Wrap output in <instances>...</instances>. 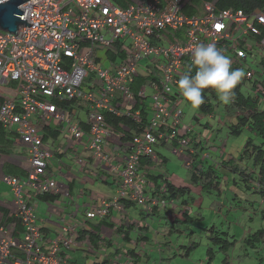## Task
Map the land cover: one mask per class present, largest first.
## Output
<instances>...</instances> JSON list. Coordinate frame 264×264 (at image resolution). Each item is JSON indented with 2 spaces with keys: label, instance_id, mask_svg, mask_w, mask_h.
I'll return each instance as SVG.
<instances>
[{
  "label": "built area",
  "instance_id": "built-area-1",
  "mask_svg": "<svg viewBox=\"0 0 264 264\" xmlns=\"http://www.w3.org/2000/svg\"><path fill=\"white\" fill-rule=\"evenodd\" d=\"M123 1L120 7L114 0H26L19 5V17L31 25H18L15 34L0 29V88L14 83L9 94L0 93V126L25 146L28 161L23 175L4 173L0 165V179L12 192L11 211L5 218L0 215V264H70L64 251L77 247L80 229L87 221L102 220L111 208L120 210L119 199L146 209L156 205L137 174L138 159L152 155L156 144L173 140L178 143L173 151L183 154L188 140L179 130L196 132L194 125L183 123L182 110L170 99L178 96L176 83L191 65L192 49L213 43L231 58L233 68L264 51V9L247 14L204 1L199 13L188 15L185 0ZM244 71L238 85L250 82L241 87L257 93L264 104L261 78L250 67ZM133 80L143 83L136 93L130 89ZM147 88V120L133 133L120 168L106 147L113 134L102 112L141 123L138 109L119 108L111 98L115 90L122 104L145 98ZM75 100L84 103L83 120L78 106L58 104ZM47 128L71 140L80 167L87 154L115 181L111 199L99 200L85 210L82 221H64L49 235L42 231L33 199L67 195V190L50 168L55 154H62L44 142ZM158 202L165 205L163 198ZM9 216L14 223L6 221Z\"/></svg>",
  "mask_w": 264,
  "mask_h": 264
},
{
  "label": "trees",
  "instance_id": "trees-1",
  "mask_svg": "<svg viewBox=\"0 0 264 264\" xmlns=\"http://www.w3.org/2000/svg\"><path fill=\"white\" fill-rule=\"evenodd\" d=\"M114 1L121 5L120 7H123L125 5L123 0ZM203 1L213 2L216 9L230 8L233 10H241L247 14H250L255 10L264 9V0H190L193 8H187L186 2L183 6L184 13L188 15L199 13L200 10L198 9V5H200ZM262 34L264 35V30L262 31ZM259 57L260 58L257 62H260V71H255L257 72L258 77L261 78L260 81L263 84L264 88V51ZM245 61H247V59ZM194 71L195 69H193V73ZM249 83L250 82H244L242 85H248ZM240 85H237V87L234 89V101L230 102L229 104H222L218 100V97L214 91H212L211 89H205L203 92L205 103L197 109L198 113H195V115L191 116L190 119L192 120V122L183 121L184 110L180 103L184 101V98L180 95V93H178L177 97L176 95H173L170 98L172 101H176L177 107L182 110L183 123L194 125L196 132H194V135H191L193 131L184 132L183 129L179 130V134L182 135V133H184L183 136L188 140V146L185 149L183 148V154H179L173 151V148L178 147V143L173 140L172 143L169 144H156L154 146L152 155L139 157L137 174L143 176L145 181V192L150 196L151 200L157 199L155 200L157 201V204L152 205L149 209H146L142 206L137 205L135 201H132L128 198H121L118 200L121 209L122 207L134 205L140 210L141 214L145 216L152 217L156 216L160 212H164L163 218H168L171 216L170 212H174L172 210L174 201L178 199L181 204H185L183 206V212L181 211L182 213L180 212V209L178 210L181 214L182 220L177 221L176 219H173L171 222L174 223L170 224L169 232L173 233L177 231V235H181L182 230L177 227V225L179 224L180 228H182L184 225L189 231L187 235L192 236L194 234V227H191L193 224L192 219L195 218L196 221L202 219L200 216H189L192 214V212L195 213L194 209L202 207V201L204 200V202H206L209 199V207H211L212 209H217L220 204V196L227 197V195H229L227 194L229 193L227 192L228 190L224 188V186H227V184H224L222 182L223 177L221 169H224L226 172L228 171L232 175L230 181H233L234 185H237L236 182H240V185H242L243 183L245 186H247V189H249V187L252 188V186H255L256 193L260 194L261 198L264 200V104L261 97L257 93L255 95H252L249 91L243 89ZM142 86L143 83L140 85L138 80H133L130 84V89L133 93H136V91ZM147 89V96L145 98H141L139 96L134 97L133 100H135V104L131 103L132 99L127 100L122 104V102H120L121 92L118 90H115L113 92V96L111 98V104H120L119 108H127L131 105H133V107L130 108L132 110H136L138 108V110L140 111L141 123L136 124L132 120H129V118L112 116L106 111L102 112L105 124L110 128L112 134L121 133L120 127L122 125L127 126V132L124 133L123 137L121 138L123 144L121 150L124 151V157L129 152L133 133L138 132L141 129V125L144 124L147 120L150 105L148 93L150 92V90L149 88ZM81 103L82 102L78 100H75L71 103L58 102V104L65 109H69L72 104L74 106L80 107L82 105ZM242 109L243 112L238 114V111ZM224 114H227L229 117L227 119H224ZM214 123H217L216 126H214ZM224 123H227L226 125L228 127L229 134L231 135H239L245 129L250 132V136L246 138L238 156H233L232 154L227 153L224 150L223 152H220L218 156H214L215 153H213L212 158L210 156L211 153H209L210 148H214L213 142L215 140L216 134L222 129ZM81 125L83 129H87L85 124L81 123ZM51 130L53 129L47 128L45 130L43 138L44 142H46L49 137L55 139L59 135H61L58 129L54 130V132H51ZM255 139H257V142L255 141ZM12 141L13 139L10 138V136L0 126V154H9L8 146L9 142ZM161 145L170 146V150L173 154L183 158L184 166L188 171L186 182L176 184L165 172H161L162 174L158 173L159 171L163 170V168L161 167L166 164V159L160 161L156 159V148ZM106 147L108 152L113 153L112 150L108 149L107 141ZM112 155L113 159L119 163V167L122 168L124 160L118 161L115 159L114 154ZM92 162L94 164L95 161L92 159ZM151 165L152 167L155 166L154 168L158 169L157 173L151 174L150 172H145V170H143L145 166ZM7 169H9L8 166H6L5 170L7 171ZM16 171L18 170L12 169L11 172L9 171L7 173L19 175L16 173ZM149 184L151 185L149 186ZM207 196H211L213 199ZM54 197L55 195L43 194L38 196V199L49 201L51 199H54ZM112 197L113 196L103 199L109 200ZM160 198L165 199V205L162 206L159 204L158 199ZM235 199L237 198L231 196L229 200H231L233 203L235 202V204L237 205L238 202L234 201ZM126 201L128 203L124 204V202ZM4 210V215H7V209ZM105 217L103 218V220L105 219ZM6 221L14 223L15 218L9 216ZM133 228V224H128L127 226L121 225L119 227H116L114 228V230L116 234L122 233L121 236L123 237V239H126V242H129V232ZM203 228H206L205 230L208 234L207 238L210 243V246H208L206 250V264H211L216 252H222L225 255L228 250L232 249L235 244L239 242V240L241 241L244 249V256H248V249H251L258 256L264 254V227L255 230L253 233L243 235L241 239L239 237H236V235L233 233H229L225 230L222 231V229H216L213 225H210L209 227L205 226ZM140 230L141 231H139V233L142 232V229ZM79 234L80 235L78 236V238L81 237L83 231L79 232ZM92 240L93 242H95V239ZM197 246L198 243L194 241L188 243L187 245H182L180 247L179 255L182 257H188L191 251ZM143 252L146 251L143 250ZM123 255L127 257L126 261H128L129 264H136L137 262L148 264L149 261V257L147 258L145 256L147 255V253L141 254L131 248L125 250V252H123ZM175 255L176 254H173V256L170 257H174ZM144 256L146 258H144ZM143 258L147 261H145ZM262 259L263 257H259L257 264H261ZM94 264H112V260L110 261V258H102L101 260H97ZM221 264H229L226 255L221 260Z\"/></svg>",
  "mask_w": 264,
  "mask_h": 264
},
{
  "label": "crops",
  "instance_id": "crops-1",
  "mask_svg": "<svg viewBox=\"0 0 264 264\" xmlns=\"http://www.w3.org/2000/svg\"><path fill=\"white\" fill-rule=\"evenodd\" d=\"M131 103L134 104L135 100H131ZM83 108L84 106L81 105L77 110V115L81 120L85 118ZM120 131L121 133H113V136L107 140V144L108 149L112 150V154H114L115 159L118 161H123L124 151L121 150L123 145L121 138L123 137V134L127 132V126L122 125L120 127ZM51 132H54V130H51ZM60 137L61 135H59L55 139L50 137L47 139V143L51 146L52 150L58 152L61 151L62 154H55V156L51 159L50 168L53 171V176L55 177V179L62 183L66 188L67 195L64 193H57L55 194L54 199H51L49 201L38 199V196L33 199L37 218L42 227L43 233L46 235L55 232L59 224L64 221L70 219H75L78 222L82 221L84 219V212L86 209L95 205L98 200H101L103 198H110L111 196H113L115 189V181L111 182L112 179H110L109 175L103 170L104 168L100 166L96 167V164H93L92 159L89 155L84 154L85 163L82 167L79 166V168H77L71 162L73 158L69 157L66 163L63 162L62 156L63 154H65L67 147L64 146L65 142L60 141ZM17 146L19 148H25V146L17 143L14 140L12 142H9V154L5 155L10 157V161H3L1 163V169L3 172H9L8 169L7 171L5 170L7 166L6 163L12 162L13 165L8 168L12 170L17 167L16 170L18 171H16V173L19 175H23L28 164L27 153L25 157L26 166L18 167V165L22 163V160L16 154H13L14 149ZM163 150L171 152L170 146H158L156 148V159H158L159 161L166 159L167 163V157L164 156ZM91 165H93L94 167ZM154 167L155 166L152 167V165L145 166L143 170H145V172H150L151 174L157 173L158 169ZM161 168H163V170L161 169L162 171H159L158 173L162 174L161 172H165L166 174H168V170L165 168V165ZM168 175L170 176V174ZM170 178L172 179V175L170 176ZM230 178V176L227 178V186H224V188L228 190L227 192L229 193L227 194L229 195H227V197L220 196V204L217 209H212L211 207H209L206 201L205 203H207L206 206L210 208L209 210L202 207L195 208V213L192 212V214L189 216H200L202 218V222L204 221L203 224L208 227L210 224L208 225L207 222L215 226V223H213L214 219H216L218 222H225L229 218L232 219V217L234 216L238 217V223H240L241 221L244 224L247 221L250 222V224L253 223L257 217H262L263 219L264 202H259L261 199V195L256 193L254 188L249 187V189H247V186H245L243 183L242 185H240V182H236L237 185H234V182L230 181ZM150 185L151 184H149V186ZM232 187H236L238 189L241 188V190L246 191L249 195L253 194L257 196L258 199L247 202L239 201V197L237 196V194L235 192H232ZM231 196L237 198L234 200L238 202L237 205L235 204V202L233 203L231 200H229ZM175 201L174 206L172 207V210L174 212L171 211V216L168 218H163L164 212H160L158 213L160 215L157 214L156 216L152 217L145 216L141 214L140 210L136 206L130 205L128 207H122L120 211L111 208L110 212L107 214L104 220L102 219L100 221H87L86 227L80 229V232L83 231V234H81L80 238L77 237V247L72 248L68 251H64L66 256H68L69 258L70 264H94L97 260H101L102 258H110V261L117 258V264H124L127 260V257L123 255V252L130 248L141 254L147 253V255L145 256L147 258H151V262L149 264L159 263V261H156V258H158L156 257V254H158L157 256H159V260H162V257H165V259H169L170 256H173V254H179L180 247L184 244H179L177 243V241L174 243V235H176V237L179 235H177V231L173 233L169 232V229L170 224L174 223L171 222L173 219H176L177 221L182 220L180 212H183V206L185 204H181L178 199H176ZM126 203L128 202H124V204ZM9 205L10 201L8 204H5L4 201L0 200V215L4 218L7 216L4 215V209H7L8 214L11 211L9 209ZM179 209L180 212L178 211ZM207 211L209 212L206 215ZM192 221L193 224H195V218L192 219ZM128 224H133L134 228L129 232V242H126V239H123V237L121 236L122 233L116 234L114 228L121 225L127 226ZM259 226H257V229L262 228ZM177 227L182 230L180 236L184 235L189 238L193 236L187 235L189 231L184 225L182 228H180V225L178 224ZM140 229H142L141 233H139V231H141ZM253 232L254 231H252L251 233ZM233 234L236 235L237 233ZM242 237L243 235L241 234L239 238L241 239ZM92 239H95V242H93ZM239 242L242 246L240 240ZM148 245L150 249L146 248ZM143 250L146 252H143ZM82 252L84 253V255L81 256L80 253ZM152 254H154L155 256H153ZM145 256L144 258H146ZM144 260L147 261L146 259ZM136 264L143 263L137 262Z\"/></svg>",
  "mask_w": 264,
  "mask_h": 264
},
{
  "label": "rangeland",
  "instance_id": "rangeland-1",
  "mask_svg": "<svg viewBox=\"0 0 264 264\" xmlns=\"http://www.w3.org/2000/svg\"><path fill=\"white\" fill-rule=\"evenodd\" d=\"M187 8H193L192 4L190 3V0L187 1ZM198 9L201 10L202 9V3L200 5H198ZM260 56V52L258 51L257 53H255L254 55H252L251 57H249L247 59L246 62L242 63L240 61H237L236 65L237 67H242V69H246L247 67H250L252 69H255L257 71H260V65L257 62L259 60ZM87 81H84L83 83L85 84ZM14 86V83L10 82L8 84H4L3 87L0 88V93L7 95L10 92V88ZM82 102V101H81ZM82 106H84V103H81ZM181 106L184 110V116H183V121L187 122L190 121L192 122V120L190 119L191 116L195 115V113H198L197 109H192L188 104L185 103V101H182ZM224 119H227L229 116L227 114H224ZM227 122V120H226ZM217 123H214V126H216ZM227 123H224V126L222 127V129L220 131L217 132L215 140L213 142L214 148H210V152L211 153V157L213 158L212 154L215 153L214 156H218V154L220 152H223L224 150L227 153L232 154L233 156H238L240 150L242 149V146L244 145V142L246 140V138L248 136H250V132L248 130H243L241 134L239 135H231L229 134V130L228 127L226 125ZM60 141L65 142V145L67 147V150L65 151V154H63L62 156V161L63 162H67L68 158H73V160L71 161L77 168H79V163L75 160V156L74 154H72V149L75 147L72 145L71 140H64V138L61 136L60 137ZM255 141L257 142V139H255ZM221 149V150H219ZM164 152V156L167 157V163L165 164V168L168 170V174H170V176L172 175V181L176 184H181L186 182V178H187V174L188 171L186 169V167L184 166V160L182 157L175 155L169 151L163 150ZM26 150L24 147L19 148L18 146L14 149L13 154H16L18 157L21 158L22 163H20L18 165L19 166H26L25 163V157H26ZM65 155V156H64ZM9 160L10 161V157L6 156L5 154H0V165L3 161ZM71 163V164H72ZM6 165L8 167H10L11 165H13L12 162H7ZM28 166V164H27ZM16 167V166H15ZM14 167V168H15ZM17 168V167H16ZM15 168V169H16ZM8 171L11 172L10 169H8ZM221 173H222V182L224 184L228 183V177H232V175L227 171H225L224 169H221ZM233 186V185H231ZM233 191L237 194V196L239 197L238 200L242 201V202H247V201H251V200H257V196L253 195V194H248L246 191L241 190V188H236V187H232ZM247 193V194H246ZM207 197H211V196H207ZM212 198V197H211ZM213 199V198H212ZM0 200L4 201L5 204H8L9 201H12V192L10 190L9 185H7L5 182H3L0 179ZM207 205H210V199L207 200ZM41 204V203H40ZM257 204V203H256ZM202 208H207L208 210L210 209L209 207L206 206V203L203 200V204H202ZM209 211L206 212V215L208 214ZM214 217V216H212ZM260 219V220H259ZM264 219V217H263ZM262 217L261 218H256L255 219V223H251L250 222H246L245 224L243 222L240 221V223H238V217L234 216L231 218H229L227 221L225 222H218L216 219L213 220V223H215V228L216 229H222V231H228L229 233H237L236 237H240V235H246L251 233L252 231H255L257 229V226L259 227H264V221H263ZM231 221V223H230ZM204 222V221H203ZM202 220H198L195 222V224H192L191 227H194V234L191 238L187 237V236H177L174 235L173 237V241L174 243L177 241V243L179 244H184L187 245L190 241H194L196 243H198V246L193 249L190 253V255L188 257H182L179 254H176L174 257H170L169 259H165V257H162V260H159V256H157L158 254H156V261H159V264H206V250L208 248V246H210L209 240L207 238V231L205 230V224H203ZM208 225L211 223L207 222ZM209 225V226H210ZM148 249H150L149 245L146 247ZM248 252V256H244V249L243 246H241L240 242L236 243L235 246L228 250L227 253L225 254L228 258V263L229 264H257L258 263V259L259 257H263L262 259V263L264 264V254H262L261 256H258L255 254V252H253L251 249L247 250ZM80 255H84V253H80ZM153 256H155L154 254H152ZM224 253L222 252H216L213 261L211 262V264H221V260L225 257ZM90 256V255H88ZM151 258H149L148 264L151 262L150 260Z\"/></svg>",
  "mask_w": 264,
  "mask_h": 264
},
{
  "label": "clouds",
  "instance_id": "clouds-1",
  "mask_svg": "<svg viewBox=\"0 0 264 264\" xmlns=\"http://www.w3.org/2000/svg\"><path fill=\"white\" fill-rule=\"evenodd\" d=\"M2 2L4 0H0ZM255 73L257 75L256 71ZM245 75L242 68H233L232 60L224 50L213 43H200L192 49L191 65L177 81L176 88L192 109H198L205 103V89L214 91L222 104H229L235 97L234 89ZM243 89L249 91L247 88ZM252 188L256 189L255 186ZM260 202L264 200L261 198Z\"/></svg>",
  "mask_w": 264,
  "mask_h": 264
},
{
  "label": "water",
  "instance_id": "water-1",
  "mask_svg": "<svg viewBox=\"0 0 264 264\" xmlns=\"http://www.w3.org/2000/svg\"><path fill=\"white\" fill-rule=\"evenodd\" d=\"M26 0H4L0 3V29L9 32H14L18 25L25 24L27 26L31 25L21 20L19 15L21 10L19 5L24 3ZM15 34V32H14Z\"/></svg>",
  "mask_w": 264,
  "mask_h": 264
}]
</instances>
